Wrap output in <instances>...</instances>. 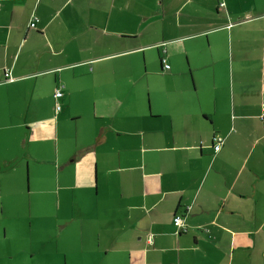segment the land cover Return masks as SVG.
Returning <instances> with one entry per match:
<instances>
[{"label":"crops","instance_id":"1","mask_svg":"<svg viewBox=\"0 0 264 264\" xmlns=\"http://www.w3.org/2000/svg\"><path fill=\"white\" fill-rule=\"evenodd\" d=\"M236 1L0 0V162L54 170L73 236L42 264H264V0Z\"/></svg>","mask_w":264,"mask_h":264},{"label":"rangeland","instance_id":"2","mask_svg":"<svg viewBox=\"0 0 264 264\" xmlns=\"http://www.w3.org/2000/svg\"><path fill=\"white\" fill-rule=\"evenodd\" d=\"M242 5L252 4V0H237ZM149 100L146 102L148 109ZM76 132V131H75ZM76 139V136H74ZM74 142V140H72ZM8 156L13 155L14 160L7 166L0 162V259L12 261L3 264H42L44 259H52L54 250L59 247V253L66 245L73 244L71 234H62L59 238L53 234L65 226L63 202L61 211L56 210V195L58 189V178H55L54 170L48 168L47 172L36 171L35 163L27 157L24 148V155L20 146L11 144L10 138L6 143ZM4 150L1 157L4 158ZM19 157L16 161L15 157ZM30 159V170L28 166ZM13 164L15 171H7ZM68 178L63 176L62 181L67 182ZM37 191H52L48 196H43ZM71 226L80 227V222ZM46 253L49 255H42ZM34 255V258L32 257Z\"/></svg>","mask_w":264,"mask_h":264},{"label":"built area","instance_id":"3","mask_svg":"<svg viewBox=\"0 0 264 264\" xmlns=\"http://www.w3.org/2000/svg\"><path fill=\"white\" fill-rule=\"evenodd\" d=\"M31 27H34L35 26V23H31V25H30ZM166 70H168L169 68H170V66L169 65H165V67H164ZM6 77L7 78H9V74H6ZM60 89L61 88H58L57 90H56V93H55V97L56 98H60L61 96H62V94H61V92H60ZM57 110H60V106H57ZM262 126H263V128H264V112H263V115H262ZM223 138H221V137H218V136H216L215 138H214V150H215V152H218L220 149H221V146H222V144H223ZM182 217L181 216H177V217H175L174 218V224H175V226L176 227H181V225H182Z\"/></svg>","mask_w":264,"mask_h":264},{"label":"trees","instance_id":"4","mask_svg":"<svg viewBox=\"0 0 264 264\" xmlns=\"http://www.w3.org/2000/svg\"><path fill=\"white\" fill-rule=\"evenodd\" d=\"M60 92H61V94H62V89H60ZM214 146V145H213Z\"/></svg>","mask_w":264,"mask_h":264}]
</instances>
